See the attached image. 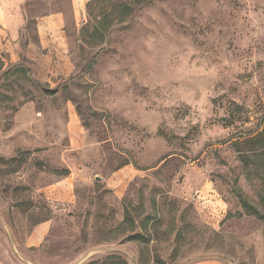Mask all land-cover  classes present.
<instances>
[{
    "label": "rangeland",
    "instance_id": "obj_1",
    "mask_svg": "<svg viewBox=\"0 0 264 264\" xmlns=\"http://www.w3.org/2000/svg\"><path fill=\"white\" fill-rule=\"evenodd\" d=\"M91 2L26 0L0 52V264H264L234 146L264 123V0H149L101 35Z\"/></svg>",
    "mask_w": 264,
    "mask_h": 264
},
{
    "label": "trees",
    "instance_id": "obj_2",
    "mask_svg": "<svg viewBox=\"0 0 264 264\" xmlns=\"http://www.w3.org/2000/svg\"><path fill=\"white\" fill-rule=\"evenodd\" d=\"M149 0H93L89 4V8L96 7L105 2H110L111 9H103L102 17L94 18V34H102L105 30V21L111 15H115L118 22L124 21L125 18L131 16L136 7L146 4ZM107 29V27H106ZM237 110H240L239 107ZM234 146L239 161L242 163L245 173L249 178L255 174L261 180L264 189V123L251 130L249 133L234 137ZM240 206L246 215L254 216L260 220H264V215L254 206L250 200L243 194L241 190H235ZM109 264H127L126 261L119 257H112Z\"/></svg>",
    "mask_w": 264,
    "mask_h": 264
},
{
    "label": "crops",
    "instance_id": "obj_3",
    "mask_svg": "<svg viewBox=\"0 0 264 264\" xmlns=\"http://www.w3.org/2000/svg\"><path fill=\"white\" fill-rule=\"evenodd\" d=\"M26 0H0V52L15 50L23 29L27 25L24 11ZM79 4L81 0H71ZM74 9V7H73ZM65 25V14L62 11L45 15L38 22L39 33L44 37L61 36Z\"/></svg>",
    "mask_w": 264,
    "mask_h": 264
}]
</instances>
